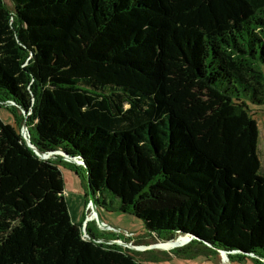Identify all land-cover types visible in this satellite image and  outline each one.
Listing matches in <instances>:
<instances>
[{
	"label": "trees",
	"instance_id": "trees-1",
	"mask_svg": "<svg viewBox=\"0 0 264 264\" xmlns=\"http://www.w3.org/2000/svg\"><path fill=\"white\" fill-rule=\"evenodd\" d=\"M6 102L18 128L0 121V264H148L90 221L82 237L60 166L88 178L97 209L139 220L151 245L189 237L180 258L264 264L248 108L264 105V0H0ZM20 109L38 152L83 167L40 160Z\"/></svg>",
	"mask_w": 264,
	"mask_h": 264
},
{
	"label": "rangeland",
	"instance_id": "rangeland-1",
	"mask_svg": "<svg viewBox=\"0 0 264 264\" xmlns=\"http://www.w3.org/2000/svg\"><path fill=\"white\" fill-rule=\"evenodd\" d=\"M10 102H6V104H0V121L3 122V124H9L11 127H14V129L18 128L17 121L15 117L12 115L10 108L6 107V105H9ZM11 105V104H10ZM248 108L250 114L255 118V121L257 122L260 135H259V152H260V157L264 160V105L262 106H255L251 103L248 102ZM12 106V105H11ZM19 133H20V128H19ZM25 138L28 142H30L28 132L25 135ZM31 143V142H30ZM52 156V155H51ZM50 156V157H51ZM61 170V176L64 181V195H65V200H66V206L69 212V217L71 220L74 219V216H76V213L78 212V204L80 203V200L77 198L78 194L80 193L81 195H84L85 192V182L81 179L80 175L75 174L74 171H71L67 169L65 166H60ZM78 193V194H76ZM83 197V196H82ZM110 203V198L108 199ZM89 202V201H88ZM88 202L84 205V216L82 221V228L85 227L84 224L85 222L90 221L91 227L94 229V232H96L100 237L107 239L108 241L110 240L113 243V238H115V234L112 232L114 230L109 229L108 227H112L113 229L116 230H121L123 233H130L133 235L131 240H137L138 242L148 244V245H143L142 247H148L146 251L142 252H136L132 251L135 253L136 257L142 260L144 263L148 264H197L198 261L194 259H184L180 258V254H177L178 252L173 249H179L180 247L168 249L165 247H160V248H152L151 246L155 244L150 245V238L153 237L143 226V224L137 220L135 217L125 214L120 211H111L110 209L107 208H101L99 207L97 209V214L99 216V220L105 224L108 225L106 229H102L100 225L98 224L97 220L94 218H89L86 220V217L90 216L89 211H86L87 204ZM114 201V203H116ZM81 215V214H80ZM94 220L95 224L92 222ZM86 228L84 230V237L87 238L86 234ZM151 236V237H150ZM135 237V238H134ZM122 242H128L125 239H122ZM134 245V243L132 242ZM181 249V248H180ZM245 263L244 264H255L251 258H246L244 259ZM223 264V263H222ZM227 264H235V263H227Z\"/></svg>",
	"mask_w": 264,
	"mask_h": 264
},
{
	"label": "water",
	"instance_id": "water-1",
	"mask_svg": "<svg viewBox=\"0 0 264 264\" xmlns=\"http://www.w3.org/2000/svg\"><path fill=\"white\" fill-rule=\"evenodd\" d=\"M10 104L12 106H14V104H12L10 102ZM21 110V113H22V116H23V121H22V126L20 128V136L22 137V139L24 140L25 142V145L30 148L37 156L40 160H47L48 158H50L51 155H60L65 161H67L68 163H71L73 165H76V166H81L83 167V163L78 159L76 158H71L69 157L66 153L64 152H61V151H57V152H49L47 154H42L40 152H38V150L30 144V142H27V140L25 139V135L27 134V116H26V112L25 110L23 109H20ZM86 183H87V188H86V194L88 196V204L90 205V210H91V213L93 215L92 218H94L95 220H97L98 224L100 225V227L102 229H106V227H108V225H105L103 224L100 220H99V216L97 214V208L95 206V197L91 191V186L89 185V182H88V178H86ZM87 222H85L84 226L86 225ZM109 229H113L112 227H108ZM83 230H85V227L82 228ZM82 234H84V231H82ZM182 238H184L183 241H180ZM190 238L189 237H177L175 240L173 241H169V242H162V243H157L153 246H151L152 248H160V246H168L167 248L168 249H172V248H176V247H180V248H183L185 247L189 242H190ZM112 244H115V245H119L121 246L122 248H125V249H129V250H133V251H136V252H142V251H146L148 249V247H142V246H137V245H133V244H129V243H122L121 241H119L118 239L117 240H114ZM219 254L223 251L221 250H218L217 251ZM224 253V252H223Z\"/></svg>",
	"mask_w": 264,
	"mask_h": 264
},
{
	"label": "crops",
	"instance_id": "crops-1",
	"mask_svg": "<svg viewBox=\"0 0 264 264\" xmlns=\"http://www.w3.org/2000/svg\"><path fill=\"white\" fill-rule=\"evenodd\" d=\"M63 161H65V160H63ZM85 192H86V188H85ZM76 194H78V193H76ZM77 198L80 200V203L78 204V212L76 213V216H74L73 220L70 219L73 223H79V222L81 223L82 220H83L82 216H84V213H85V211H84V205H85V202H86L85 193H84V195H81L79 193ZM134 241H137V240H134ZM246 258L250 259L251 257H246ZM190 259L197 260L198 261L197 264H222L223 263L222 260H221V256H220V254L218 252L215 253L214 255L209 256V257L206 256V255H199V256H196V257H192ZM230 259H231V261H230L231 263H235V264H244L245 263V260H239V259L234 258V257H232Z\"/></svg>",
	"mask_w": 264,
	"mask_h": 264
},
{
	"label": "built area",
	"instance_id": "built-area-1",
	"mask_svg": "<svg viewBox=\"0 0 264 264\" xmlns=\"http://www.w3.org/2000/svg\"><path fill=\"white\" fill-rule=\"evenodd\" d=\"M86 211H89V213H90V216H88V217H86V220H88L89 218H92L93 217V215H92V213H91V210H90V205L89 204H87V208H86ZM112 230H114V231H112L114 234H115V240H119V241H121L122 242V239H125L126 241L127 240H130V243L129 244H132V240H131V238L133 237V235L132 234H130V233H123V231H121V230H116V229H112ZM82 231H84L83 229H82ZM82 231H81V233H82ZM82 237L84 238V239H89L88 238V236H87V238H85L84 237V235L82 234ZM101 241H98L97 243H100ZM123 243V242H122ZM125 243H128V242H125ZM251 255V257H252V254H250ZM220 256H221V260H222V262H223V264H227V263H229V259H228V253H226V252H221L220 253Z\"/></svg>",
	"mask_w": 264,
	"mask_h": 264
},
{
	"label": "bare ground",
	"instance_id": "bare-ground-1",
	"mask_svg": "<svg viewBox=\"0 0 264 264\" xmlns=\"http://www.w3.org/2000/svg\"><path fill=\"white\" fill-rule=\"evenodd\" d=\"M26 139V138H25ZM28 142V141H27ZM184 240V238H182L180 241H183ZM160 247H162V246H160ZM163 247H165V248H167L168 246H163Z\"/></svg>",
	"mask_w": 264,
	"mask_h": 264
}]
</instances>
